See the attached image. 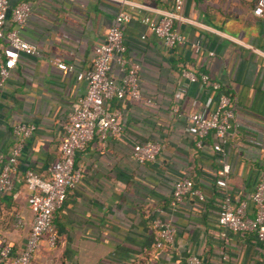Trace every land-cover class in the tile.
<instances>
[{
  "label": "crops",
  "instance_id": "obj_1",
  "mask_svg": "<svg viewBox=\"0 0 264 264\" xmlns=\"http://www.w3.org/2000/svg\"><path fill=\"white\" fill-rule=\"evenodd\" d=\"M19 1L30 7L20 34L39 54L20 53L0 88V151L14 143L13 125L31 123L34 130L24 139L11 173L13 190L0 195V238L15 250L21 248L31 221L23 173L31 168L47 176L59 153L66 115L85 92L75 71L90 66L94 46L123 8L131 14L122 35L126 56L139 64L141 98L111 99L109 108L119 110L121 134L103 141L94 136L75 152L73 167L80 177L53 212L56 242L49 246L42 238L31 264H175L189 253H198L200 264H264V243L252 234L218 236L217 155L208 146H195L187 118L195 111L207 114L217 93L196 83L184 86L180 75L182 68L205 72L231 97L236 127L228 137L232 168L227 184L248 195L261 168L252 139L264 142V21L251 14L249 3L182 0L181 14L190 22L174 24L185 44L166 47L140 18H155L156 10L169 9L174 0H137L142 5L138 9L117 0L8 3ZM192 42H198L197 50ZM54 60L74 71L58 69ZM110 74L118 77L114 63ZM145 139L159 141L161 150L153 161L138 164L131 145ZM204 141L209 143L210 136ZM183 176L207 196L205 202L186 195L177 207L169 205L172 182ZM156 208L163 209L173 230L172 244L161 248L153 245L158 238L151 223ZM18 214L22 224L16 227Z\"/></svg>",
  "mask_w": 264,
  "mask_h": 264
},
{
  "label": "built area",
  "instance_id": "obj_2",
  "mask_svg": "<svg viewBox=\"0 0 264 264\" xmlns=\"http://www.w3.org/2000/svg\"><path fill=\"white\" fill-rule=\"evenodd\" d=\"M120 5L130 9L142 7L137 0H117ZM250 5L251 14L264 21V0H244ZM182 0H174L166 10H156L155 18H140L166 47L185 44L183 35L174 23L189 19L181 14ZM29 3L19 1L13 5L8 0H0V88L9 78L20 53L37 55L38 49L29 43L21 34L28 13ZM131 18V14L123 8L118 9L113 22L107 28L103 39L93 48L91 64L84 70L75 71L77 81L85 82V92L77 99L76 105L66 115L58 145V156L47 167V176L43 177L35 170L28 168L23 173V184L27 190L26 205L31 213L29 229L19 250L0 238V264H31V259L44 238L49 246L56 242V228L53 223V212L63 203L67 191L79 181L80 171L73 167L75 152L94 136L103 141L108 135L121 134L122 125L119 110L110 109L111 99L140 100L138 69L139 64L126 56V45L123 41L122 26ZM13 24L7 27L6 24ZM140 39H144L141 34ZM194 50L198 42L189 44ZM212 51L208 52L211 56ZM52 63L65 72L73 68L54 60ZM117 67L118 77L110 74L111 65ZM184 79L183 85L196 83L198 87H206L217 93L211 110L205 114L195 111L187 118L193 126L196 136L195 146L202 149L208 146L217 155V168L214 171V188L218 193L215 208V221L219 227L218 236L224 238L227 233H250L254 239L264 243V142L252 139L259 150L261 164L260 173L248 195H241L240 189L229 187L227 179L232 168L228 157V137L236 127L231 97L225 87L212 79L205 72H193L186 68L180 70ZM150 102L149 99H145ZM176 110V108H174ZM34 130L31 123L19 122L12 126L14 143L6 152L0 151V195L13 190L11 173L15 170L23 141ZM210 136V142L204 139ZM161 150V143L153 139L135 141L131 145L130 154L138 164L153 161ZM188 195L205 202L207 196L193 186L192 180L183 176L172 182L169 205L177 207ZM151 223L157 232L153 242L156 248L171 245L173 230L170 222L162 215L163 209L156 208ZM22 224V218L16 215L15 226ZM198 253H189L175 264H200Z\"/></svg>",
  "mask_w": 264,
  "mask_h": 264
}]
</instances>
